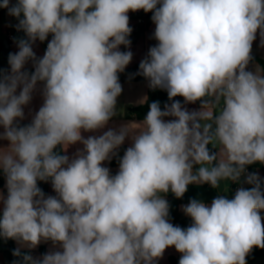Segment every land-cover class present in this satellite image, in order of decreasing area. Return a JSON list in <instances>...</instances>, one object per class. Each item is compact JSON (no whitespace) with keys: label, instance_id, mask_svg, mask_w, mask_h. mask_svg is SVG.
<instances>
[{"label":"clouds","instance_id":"obj_1","mask_svg":"<svg viewBox=\"0 0 264 264\" xmlns=\"http://www.w3.org/2000/svg\"><path fill=\"white\" fill-rule=\"evenodd\" d=\"M0 8L23 17L29 41L52 34L38 60L31 43L20 41L9 55L11 74L0 79V139L9 142L0 148L8 188L0 235L30 248L41 240L62 248L40 261L25 256V264H153L173 246L179 264H246L254 247L264 248V192L255 175L247 179L254 187L232 199L218 195L210 206L192 199L183 209L193 221L187 229L168 221L161 195L182 198L191 184L218 188L264 163V74L246 71L257 30L264 35V0H0ZM139 10L152 12L156 25L158 44L140 64L150 87L166 89L170 100L203 105L213 96L223 104L214 124L202 126L207 113L180 101L163 110L151 103L112 176L103 162L129 130L86 139L81 130L103 128L114 115L118 73L132 59L119 47L130 44L128 12ZM30 59L34 71L22 72ZM37 82L44 103L19 127ZM77 142L84 150L71 161L54 152ZM209 144H219L226 159L217 162ZM48 180L58 198L38 187Z\"/></svg>","mask_w":264,"mask_h":264},{"label":"crops","instance_id":"obj_2","mask_svg":"<svg viewBox=\"0 0 264 264\" xmlns=\"http://www.w3.org/2000/svg\"><path fill=\"white\" fill-rule=\"evenodd\" d=\"M16 0H10V6L14 5ZM145 16L148 17V25L144 29L143 33L138 36H131L128 38L130 44L128 46L120 45L119 50L121 52L130 51L132 53V59L130 63L125 67L124 71L118 73L119 82L122 86V92L117 97V102L115 106L114 115L108 121V123L100 129L95 131L86 132L81 130L82 137L85 139L89 136L99 137L104 134V132L109 129L119 132L122 128H127L128 136L122 145L114 150V153L110 155V158L103 162L104 167H107L110 170V175L114 176L119 171V165L113 166L112 161L114 160L117 152L121 148H129L133 144V137L139 133V130L143 127V120H138L131 114V109L140 105H143L148 97L150 90L155 89H164V88H152L150 87L149 80L142 74L140 69V64L143 60L149 58L150 48L156 46L158 41L154 38L155 32V23L152 20V12H143ZM128 17L131 15V11L128 12ZM23 17L17 18L9 14L7 8H5V21L0 25V43L4 45V50H6L5 57L2 60L0 58V79L4 76L11 74V67L9 64V55L15 54L19 51L20 41H29L26 33L19 27V20ZM10 33L14 34V38L9 40L8 36ZM52 39V34H49L46 40L40 41L36 39L35 41H29L31 47L35 53V57L38 60L42 58L45 54L46 48L45 44ZM8 43L7 47L5 43ZM251 59L246 66V71L259 74H264V68L259 62V60L264 61V35H262L261 30H257L256 37L252 42V49L250 53ZM35 60H29L22 72H28L29 74L34 71ZM22 88L21 86L17 87L16 95H19V92ZM44 83L37 82L33 92L31 93L30 102L23 106L24 117L23 119H18L15 123L17 126H28L31 124L35 114L38 112L40 107L44 103L43 96ZM180 103L189 112H198L207 113L208 119H202L200 121L201 125L204 124H213V117L217 114L222 107L223 101H217L216 97H213L212 101L204 102H195V103H185L183 97L180 98ZM173 103V102H172ZM170 103L169 106L172 104ZM166 120L174 119V117H166ZM3 127H0V133H3ZM9 142L4 139H0V148L8 147ZM210 148L215 150L217 153L218 160L226 159V155L223 153L222 148L219 144H209ZM62 154L69 157V161L75 159L79 153H82L84 150V145L80 142L75 144H70L67 148L61 145ZM199 166V165H198ZM209 167L211 165H208ZM2 171V170H0ZM255 175L258 177L259 187H264V163H261V167L255 168L250 176ZM236 182V181H235ZM235 182L231 180H222L218 188H213L209 184H191L188 186V190L183 195L182 198H177L171 191L168 193H162V197L168 201L169 204V216L168 221L174 226H179L182 229H187L192 224V219L187 216L184 212V207L189 204L192 199H196L204 202L207 205H211V202L218 195H223L228 199H232L235 196L233 194V186ZM242 187L245 189H250L254 187L253 184L246 182L242 183ZM8 196L7 188V179L4 181V184L0 186V218L3 215L4 209V200ZM47 196H58L54 191L53 186L50 187ZM262 218V224H264V210L260 211ZM16 251H19V255L23 258V264H25V256H31L34 261L42 260L45 254H49L56 251H62V248L59 244H53L50 240L45 241L41 240L39 245L34 248L28 247L26 244H23L17 239H11ZM45 248V252L41 251V248ZM181 253L177 252L175 247H168L163 256L158 258L153 262V264H170L171 258H175L179 261ZM0 264H10L8 255L4 249V244L0 242ZM253 264H264V257L259 258Z\"/></svg>","mask_w":264,"mask_h":264},{"label":"trees","instance_id":"obj_3","mask_svg":"<svg viewBox=\"0 0 264 264\" xmlns=\"http://www.w3.org/2000/svg\"><path fill=\"white\" fill-rule=\"evenodd\" d=\"M5 21V8H0V25ZM5 54H4V45H2V43H0V58H2V60L4 59ZM259 62L261 63V65L264 68V61L259 60ZM180 96H177L175 98H173V100H170L168 97V93L166 89H155V90H150L148 93V97L146 102L143 105L134 107L131 109V114L137 118L138 120H144L145 116L147 115V112L149 110V105L153 102H159L161 109L163 110L165 105H169L170 103L174 102V101H179L180 100ZM213 96H206L203 98L204 102H208V101H212ZM201 102V101H199ZM214 124V121H213ZM19 127H24V126H19ZM208 147L210 148V146L208 145ZM211 149V148H210ZM212 151L215 152V150L211 149ZM126 149L125 148H121L114 160L112 161V165L113 166H118L120 163L121 158L123 157L124 153H125ZM54 152L56 154L59 155H63L62 154V149H61V145H58L55 149ZM261 167V162L257 161L255 163H252L250 165L245 166V170L244 172L241 174L239 180L237 181H241V182H246L248 177L250 176V174L254 171L255 168ZM6 180V176L4 174L3 171H0V186H2L4 184V181ZM231 182H235L232 181ZM52 186L51 180L48 181H38V187L42 190V192L44 193V195H47L49 192L50 187ZM234 187L233 186V194L234 192ZM260 190L262 192H264V187H260ZM58 198V196H55ZM52 242V241H51ZM2 243L4 244V249L8 255L10 264H23V258L20 255H14V252H16V249L14 247V244L12 242V240L10 238H2ZM41 251L44 253L45 252V248H41ZM264 257V248H259V247H254L246 256V264H253L256 260H258L259 258ZM170 264H179V261L175 258H171L170 260Z\"/></svg>","mask_w":264,"mask_h":264},{"label":"built area","instance_id":"obj_4","mask_svg":"<svg viewBox=\"0 0 264 264\" xmlns=\"http://www.w3.org/2000/svg\"><path fill=\"white\" fill-rule=\"evenodd\" d=\"M143 10H139V11H135V12H132L131 11V15L129 17V27L132 29L130 35L127 37V39L131 36H138V35H141L144 31V29L147 27L148 25V17L145 16L143 14ZM9 40H12L14 38V34L13 33H10L9 36H8ZM47 44H45V48L47 49ZM242 183L241 181H236L235 182V187H234V192L236 193V191L240 188H243L242 187ZM170 192V190H169ZM193 223V221H192ZM2 238L3 236L0 235V242H2Z\"/></svg>","mask_w":264,"mask_h":264},{"label":"water","instance_id":"obj_5","mask_svg":"<svg viewBox=\"0 0 264 264\" xmlns=\"http://www.w3.org/2000/svg\"><path fill=\"white\" fill-rule=\"evenodd\" d=\"M5 45H6V47H7L8 43L6 42ZM5 52H6V50H4V53H5Z\"/></svg>","mask_w":264,"mask_h":264}]
</instances>
